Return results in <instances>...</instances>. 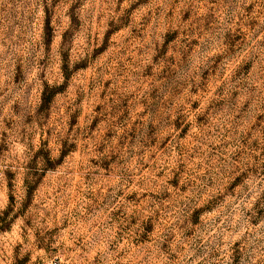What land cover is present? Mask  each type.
I'll use <instances>...</instances> for the list:
<instances>
[{"label":"clouds","instance_id":"9594fccd","mask_svg":"<svg viewBox=\"0 0 264 264\" xmlns=\"http://www.w3.org/2000/svg\"><path fill=\"white\" fill-rule=\"evenodd\" d=\"M74 2L29 0L21 15L14 0H0V70L6 73L0 80V144L11 148L0 159V176L5 169L13 171L12 195L21 193L10 209L25 221L21 249L47 245L45 233L55 225L66 232L52 239L64 255L78 250V264H264V0H150L143 19L132 13L128 24L140 40L135 68L121 61L119 79L106 83L105 76L112 75L108 63L95 65L87 84L74 85L79 100L65 96L58 101L78 71L67 58L70 37L61 46L66 78L55 87L46 72L55 53L41 48L34 24L46 11L50 42ZM123 12V5L116 10L115 0H79L68 14L74 28L91 33L99 20ZM217 50L223 55L215 56ZM244 53L246 66L226 81L218 104L201 108L205 85L197 78L214 62ZM16 63L20 78L13 82L8 69ZM128 84L133 91L126 105L113 112ZM98 90L104 101L95 115L103 121V132L89 124L90 118L79 120L81 102L93 106ZM225 103L230 111L214 120ZM193 128L199 131L192 133L196 144L190 149L185 138ZM217 135L225 138L223 143L215 142ZM17 144L24 146L22 153ZM77 152L79 168H67L65 176L79 171L85 199L65 192V181L55 190L51 208L41 211L40 202H24L29 187L38 188ZM237 174V194L214 218L202 219L204 209L192 214L197 193ZM106 176L110 179L104 182ZM172 177L176 188L170 190ZM132 185L143 191L137 189L129 205L125 198ZM181 185L185 196L179 195Z\"/></svg>","mask_w":264,"mask_h":264},{"label":"rangeland","instance_id":"374dc122","mask_svg":"<svg viewBox=\"0 0 264 264\" xmlns=\"http://www.w3.org/2000/svg\"><path fill=\"white\" fill-rule=\"evenodd\" d=\"M15 5L21 15H24L27 10L29 0H14ZM104 4H107L109 0H102ZM116 10L118 11L123 5L124 12L119 15L116 19H110L107 16L99 20L98 23L93 25L92 32L89 33L85 29L75 27L74 17L69 15L73 8L79 6V0L68 6L62 26L51 36V41L48 40V17L47 12L41 13L40 19H38L34 27H36L35 38L41 42V48L47 50L51 49L55 55L50 60L49 65L46 69L48 73V82L53 84L55 87H62L65 75V50L62 49V45L65 44V40L70 37V47L66 46L67 58L73 64L74 67H78V71L72 75L73 83L69 84V87L61 92L57 96L58 101H63L65 96L72 99L79 100V96L75 92L74 85L80 83L87 84L89 78L94 72V66L98 64L108 63L109 69L112 75H106V83L113 79H119L116 74L119 72L121 61L127 64L129 70L135 68V61L138 53L136 49L140 46V40L135 36L134 33H130L128 24L131 21L132 13L135 14V18L142 20L145 13L149 11L150 0H115ZM38 26V27H37ZM130 34L132 39H129ZM127 52L121 55L124 50ZM215 56L220 57L223 55L222 52L217 50L214 53ZM247 53L242 54L238 59L234 60H223L214 62L209 65L205 70L202 77L197 79H203L204 89H201L204 98L200 101L201 108H205L209 105L216 106L219 102L220 97L217 95L221 88L225 87L226 81L230 80L236 70L243 64L246 66L247 61L245 57ZM11 73L10 79L16 82L20 78V64L16 63L14 67L8 69ZM255 71V69H253ZM6 73L0 70V80H3ZM27 76V74H26ZM58 81V83H57ZM147 87V85H145ZM43 82L40 85V96L43 97L44 91ZM35 91V89H34ZM133 91V85L128 84L123 89V97L118 99L116 105L113 106L112 111L116 112L121 105H126L129 94ZM51 94V93H50ZM227 96L228 93L225 91L223 94ZM93 106H90L87 102H81V114L79 120L81 123L85 119H89V124L95 126L103 132V121L98 122L96 113L101 109V103L104 101L103 92L98 90L97 94L93 96ZM219 115L213 117L214 120H220L223 115H226L230 111V106L225 103L222 108H218ZM264 115V113H261ZM135 119V116L132 117ZM197 128L190 130L188 136L185 138V143L190 149L195 147L196 141L192 138V133L198 132ZM257 135H261L258 131ZM224 137L217 135L215 142L221 144L224 141ZM15 149L22 153L24 151L23 145H15ZM11 148L6 144H0V159L7 156ZM74 159H69L66 165L61 166L56 171L50 172L48 176L44 178V181L39 185L38 188L29 187L23 194L25 203H31L33 201L41 203V211L43 208H51L55 205L56 191L59 190L61 185H65L64 191L68 192L73 198L79 197L81 200L85 199L81 195V191L85 185L83 183V177L79 171L68 172L65 176L67 168L78 169L81 160V154L79 152L74 153ZM199 160V157L196 158ZM215 163V158H213ZM195 167V165H192ZM149 169L145 168L144 175L149 174ZM204 169H200L201 174ZM15 179L13 171L10 169L3 170L2 176H0V264H78L80 257L78 250H71L67 255L62 254L60 245L56 244L55 240L52 239L54 236H59L66 232V229H61L55 225L51 226L45 236L49 238V243L45 245L43 242L40 244H34L32 248L24 251L21 249L19 240L23 239L22 228L23 221L21 219L22 213L17 212L12 214L10 209L13 207L16 199L21 196L19 189L17 190L16 196L12 195V185ZM104 182H107L110 177H103ZM79 186V187H78ZM170 190L176 188L175 177H172L169 181ZM240 186V175L229 176L225 175L221 181L218 182L214 187L210 185L209 191L204 193H197L200 196L199 203L194 209L192 214L200 212L201 209L206 211L202 212V219L214 218L216 210L225 203L226 200H230L234 195L237 194ZM143 191L140 185H132L128 197L129 205L132 203V198L136 194V190ZM29 193L31 194V200H29ZM187 190L183 185L179 188V195H187ZM145 195L147 193L145 192ZM261 199H264L262 194ZM75 199L70 201L69 207L73 206ZM255 206V205H254ZM59 215V214H58ZM255 223V221H253ZM86 227L82 224L81 228ZM70 236V233H68ZM39 238L38 234L37 237ZM239 241L233 245L237 247ZM55 244V247L53 246ZM132 247L135 248L136 241H131ZM67 247H70L66 245ZM51 253L56 254V259H52ZM235 255V253H233Z\"/></svg>","mask_w":264,"mask_h":264}]
</instances>
